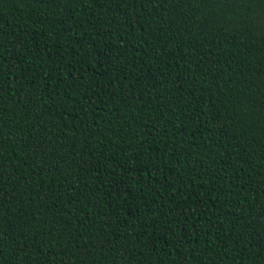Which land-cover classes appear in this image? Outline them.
Returning <instances> with one entry per match:
<instances>
[{
    "label": "trees",
    "instance_id": "1",
    "mask_svg": "<svg viewBox=\"0 0 264 264\" xmlns=\"http://www.w3.org/2000/svg\"><path fill=\"white\" fill-rule=\"evenodd\" d=\"M0 264H264V0H0Z\"/></svg>",
    "mask_w": 264,
    "mask_h": 264
}]
</instances>
